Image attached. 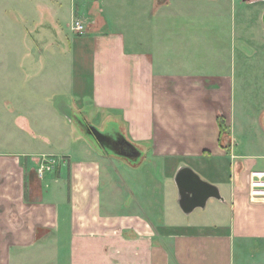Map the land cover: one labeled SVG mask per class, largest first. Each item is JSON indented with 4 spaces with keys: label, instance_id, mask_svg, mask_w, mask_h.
<instances>
[{
    "label": "crops",
    "instance_id": "1",
    "mask_svg": "<svg viewBox=\"0 0 264 264\" xmlns=\"http://www.w3.org/2000/svg\"><path fill=\"white\" fill-rule=\"evenodd\" d=\"M133 1L85 0L78 17L79 0H0V264H264V136L257 137L260 152H232L235 91L257 87L238 88L236 41L229 54H219L218 70L184 72L173 62L180 48L174 29L193 27L197 49L196 30L208 19L235 27L227 12L239 6L235 0ZM162 6L169 58L155 55L135 32L141 25L152 32L151 17ZM74 20L83 23L82 34ZM180 37L187 41L183 32ZM50 66L52 87L40 78ZM76 70L88 78L79 79ZM20 80L38 104L41 98L62 116L72 102L82 108L84 96L91 114L113 115L106 117L113 126L102 131L123 133L167 182L127 183L125 168L141 166L128 162L115 183V166L90 144L72 158L66 143L78 138L73 127L52 131L57 155L31 147L39 137L52 143L36 135L37 120L12 102ZM8 115L28 137L8 131ZM43 157L57 163L39 176ZM183 166L216 185L222 198L184 213L174 181ZM131 185L132 202L126 199ZM158 220L169 222L158 226Z\"/></svg>",
    "mask_w": 264,
    "mask_h": 264
},
{
    "label": "rangeland",
    "instance_id": "2",
    "mask_svg": "<svg viewBox=\"0 0 264 264\" xmlns=\"http://www.w3.org/2000/svg\"><path fill=\"white\" fill-rule=\"evenodd\" d=\"M245 1L246 3L242 2L241 0H235V6H239V8H236V11L229 10L227 12L228 16L234 14L235 27H233L232 25H226L225 22L222 24H214V22H212L213 19H208L205 25H202L200 29L196 30V36L198 37L197 49H194L193 44V36L195 35L193 33V27L185 26L181 28L182 30L174 29V31L171 32L173 38L176 40L180 47L179 51L173 56L174 68L182 69L184 70V72H193L194 69L203 70L206 68L216 70L218 68L217 59L219 57V54H229L228 48L230 45V41H232L233 43L236 41L237 82L239 83L238 88L244 86V84H246L247 82L253 83L257 88H254L249 92L246 88L236 89L235 91L233 134L235 136V143H237V146L234 145V148L232 149V152L235 154H252L253 152H260L262 146L258 144L257 137L259 135L264 136V28L259 16L260 13L264 10V0ZM84 2L85 0H79L78 2V7L76 10V16L78 17L84 16ZM136 2V0L133 1L135 5ZM201 3H206L208 5L212 2L204 1ZM240 3H242V5L246 6L247 8H242L240 10ZM158 11L153 14L154 16L151 17L153 25L155 24L152 32L148 27H145L143 25L139 26L138 29H135V32L139 38H142V40L147 39L150 41V46L155 55L162 53L164 57L169 58V22L167 25L164 22V19H162L163 16L167 21L168 15L166 13V9L163 6L160 8L158 7ZM206 16L209 18V15L207 13ZM47 19H49L48 14ZM74 23L75 20L73 21V25ZM233 29H235V35ZM66 31H68L67 28ZM181 32H183V36H185V39H187V41H181ZM72 37H75L74 34H72ZM176 48H178V45H176L175 49ZM156 49L158 51H156ZM212 49L216 53L214 57L211 56L214 53ZM182 52H184V54H181ZM175 57L180 58V60L175 61ZM50 62L54 63V61ZM77 68L78 70H80L79 67ZM52 69L53 66H50V69H48L47 67V70L42 73L43 75H41L40 77L42 81H44L43 79H45L46 85L50 87H52L53 85V82H51V80L54 78ZM77 72L79 79L85 78L86 80L88 78L87 75L84 76L82 71ZM18 82V91L20 90L21 93H19L17 90L10 92V97H12L13 99L12 102L23 106L24 108H22L25 111L29 112V117H33L37 120L38 123L33 124L36 135H44L52 143V145H47V143L45 142L46 140H44L42 137L32 140L33 144L31 145V147L35 146L36 148H39L40 152H44L45 154L56 153L57 155L60 150L58 149L56 139L54 140L51 137L54 133L52 131H55L57 134H59L65 131L67 132V130L65 129L73 127V133L75 132L73 135H77L78 138L76 140L72 138L68 139L66 146L73 153L72 158H81L82 156H84V148L82 149L83 144L94 145L92 141H95L97 143V138L87 134V132L85 131V127L81 123L88 124L92 127L94 126L97 128L106 129L113 126L111 119H106V117L113 115H103V113H97L96 111L94 114L90 113L91 111L89 109V105L86 103L85 106V96L82 98V101H84L82 108H76L72 102V104L70 105L71 107L66 108L64 117L59 113L60 109L58 107L55 106V108H53L50 104L46 103L43 106V104L41 103V98L39 105L35 100L36 98L34 97L36 96V93L28 91L27 84L22 83V80ZM20 87H24V90H21ZM46 93L47 92H45V95ZM38 94L41 96L43 93ZM54 95L55 91L52 90V96ZM6 120L8 131H12L13 134H16L17 131L23 132L16 128L15 124L13 123V116H6ZM23 133L24 135L26 134L25 132ZM25 136H27V134ZM29 139H31L30 136ZM103 155H105L104 157L106 158V160L108 159L107 162H110L109 164L111 166H115L112 170V177L115 183H117L118 175H121V168L119 169V167H121L120 164L127 166L128 161L116 154L113 150L109 151L108 153H103ZM148 159V156H145L144 159H141L139 162L141 166L139 167L128 166L127 168H125L124 176L129 177V181L127 183H138V180H140L142 183L143 181L148 183L147 180L151 181V183L167 182L162 172H160L159 170L154 171L150 169V166H147L149 165ZM103 180L106 181L105 178H103ZM134 189V186L131 185V190L126 195L127 201H133L131 197L134 196ZM213 200L214 199L212 198L209 201ZM132 206L133 205L131 204L123 207L126 209L127 207L131 208ZM201 210V207H196L195 209H193V212L197 213ZM153 222L158 226H161L164 223L169 222V220H158Z\"/></svg>",
    "mask_w": 264,
    "mask_h": 264
},
{
    "label": "water",
    "instance_id": "3",
    "mask_svg": "<svg viewBox=\"0 0 264 264\" xmlns=\"http://www.w3.org/2000/svg\"><path fill=\"white\" fill-rule=\"evenodd\" d=\"M261 21L264 27V11L261 15ZM93 128L95 130L93 131L94 134L98 132L102 137L97 139V143L92 141L94 145L91 146L100 153H104L105 150L109 149L110 137L114 139L118 134L102 131L103 128L94 126ZM120 136L122 141L127 140L123 133ZM115 153L133 165L139 164L142 159V151L136 146L131 147L129 151ZM174 181L178 190V204L184 213H189L196 207L203 208L209 198H222L216 185L202 179L195 171L187 166H183L177 171Z\"/></svg>",
    "mask_w": 264,
    "mask_h": 264
},
{
    "label": "trees",
    "instance_id": "4",
    "mask_svg": "<svg viewBox=\"0 0 264 264\" xmlns=\"http://www.w3.org/2000/svg\"><path fill=\"white\" fill-rule=\"evenodd\" d=\"M81 124L85 127V131L87 132V134L92 135L93 137H95L97 139L102 137V135L98 132H95L96 135L94 134L93 131H95V130L92 126L85 124V123H81ZM117 134L118 135L114 139H112V137H110V139H109V141H110L109 145L110 146L108 147L109 149L105 150L104 153H108L109 151H112V150L115 152H119V153L125 152V151H129L131 147L136 146L132 142H130V141L128 142V140L122 141L120 133H117ZM110 149H112V150H110Z\"/></svg>",
    "mask_w": 264,
    "mask_h": 264
},
{
    "label": "built area",
    "instance_id": "5",
    "mask_svg": "<svg viewBox=\"0 0 264 264\" xmlns=\"http://www.w3.org/2000/svg\"><path fill=\"white\" fill-rule=\"evenodd\" d=\"M73 28L78 32V33H82L84 30V25L80 20H75V23L73 25ZM41 163L40 166L38 168V174L39 176L42 175V173L44 171H49L53 168V165H55L57 163V159L51 157H43L41 159Z\"/></svg>",
    "mask_w": 264,
    "mask_h": 264
}]
</instances>
